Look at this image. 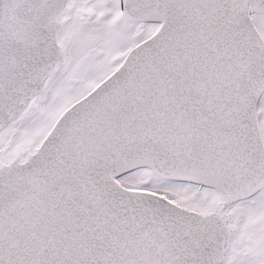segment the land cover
<instances>
[{
  "label": "snow or ice",
  "instance_id": "obj_1",
  "mask_svg": "<svg viewBox=\"0 0 264 264\" xmlns=\"http://www.w3.org/2000/svg\"><path fill=\"white\" fill-rule=\"evenodd\" d=\"M0 264H264V0H0Z\"/></svg>",
  "mask_w": 264,
  "mask_h": 264
}]
</instances>
